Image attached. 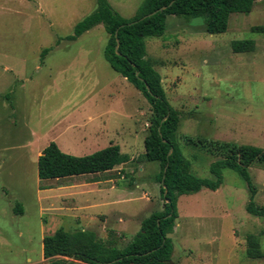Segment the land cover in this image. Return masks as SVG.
<instances>
[{
	"label": "rangeland",
	"instance_id": "obj_1",
	"mask_svg": "<svg viewBox=\"0 0 264 264\" xmlns=\"http://www.w3.org/2000/svg\"><path fill=\"white\" fill-rule=\"evenodd\" d=\"M108 1L126 19L144 2ZM96 8L97 0H0V264L47 263L43 238L60 228L93 231L124 249L145 219L164 210L160 165L143 160L151 118L146 98L105 60L109 36L102 25L65 40ZM255 26H264V0L249 14H233L224 34H208L202 19L169 16L165 35L146 40V59L180 113L178 142L200 178L210 179V165L223 157L215 144L264 149V35L252 33ZM241 40H253L254 51L234 53L232 43ZM8 98L16 112L4 109ZM103 122L110 135L100 147L112 141L130 155L111 172L42 181L39 148L22 150L31 142L28 129L45 143L56 124L86 123L93 131ZM60 139L68 149L78 142ZM87 143V152L100 149ZM249 173L254 201L264 207V169L255 165ZM250 198L245 180L229 169L219 190L181 196L171 264H264L246 256L249 236L264 252V219L248 213ZM12 204L14 212L22 205L24 215H13Z\"/></svg>",
	"mask_w": 264,
	"mask_h": 264
},
{
	"label": "trees",
	"instance_id": "obj_2",
	"mask_svg": "<svg viewBox=\"0 0 264 264\" xmlns=\"http://www.w3.org/2000/svg\"><path fill=\"white\" fill-rule=\"evenodd\" d=\"M259 1L144 0L136 15L126 19L113 9L108 0H97L96 10L79 22L73 34L65 38L76 41L102 25L109 36L104 50L105 60L146 98L151 108V118L144 141L143 160L160 165L157 180L164 210L145 219L140 232L124 249H119L113 241L105 243L93 231H66L60 228L53 235L43 238L45 264H171L174 243L170 235L178 219L179 198L196 194L204 188L219 190L224 183L226 169L235 171L247 183L251 194L248 213L264 219V207L257 206L254 201L256 189L249 173V169L255 165H261L264 169V149L249 145L215 144L224 150V154L222 159L210 165L211 178L196 176L191 161L184 155L178 142L180 113L170 104L161 76L146 59V40L165 35L169 16L187 21L202 19L208 34L219 35L228 31L233 14H249ZM156 11L155 15L147 17ZM251 31L264 35V26H255ZM254 49L253 40L232 43L234 53H250ZM49 52L50 49L45 50L42 56ZM200 143L206 142L200 140ZM129 160L130 157L122 153L119 145L112 144L93 154L77 157L64 153L55 142H51L38 159V176L41 180H61L104 174ZM15 213H24L20 205ZM260 235L264 236V229ZM246 256L251 260L264 259L257 236L247 238Z\"/></svg>",
	"mask_w": 264,
	"mask_h": 264
},
{
	"label": "crops",
	"instance_id": "obj_3",
	"mask_svg": "<svg viewBox=\"0 0 264 264\" xmlns=\"http://www.w3.org/2000/svg\"><path fill=\"white\" fill-rule=\"evenodd\" d=\"M125 79V78H124ZM126 80V79H125ZM127 81V80H126ZM128 82V81H127ZM129 83V82H128ZM139 97V96H138ZM9 99V98H8ZM2 101H4V100H2ZM7 103V105L5 106V108L4 109H12L13 107H12V104L10 103V99L8 100V101H4V103ZM12 111L13 112H16V110H14V109H12ZM137 113H138V115L140 116V110H138V111H136ZM132 119V118H131ZM133 119H134V117H133ZM137 121H138V119H137ZM138 124H140L139 123V121L137 122ZM136 123V124H137ZM59 127H64L62 130L63 131H61V132H59V134H56L57 133V131H58V129H59ZM87 124L86 123H84V124H71V123H69V124H67V125H65V126H58V124H56L55 126H53L52 128H49V130H48V135H50L51 136V134H52V137H48V139L46 140V142L45 143H43V138L42 137H37V132L36 131H34L33 132V130H31V129H28V131H29V137H30V140H31V142H26L25 144H24V147L22 148V150H28L29 149V153L31 154L33 151H32V148H39L38 150H37V154H36V157L39 159V157H40V155L42 154V152H43V150L51 143V142H56L57 143V145L59 146V148L63 151V152H65V153H68V154H70V155H73V156H77V157H84V156H87V155H90V154H93V153H91V151H89V149H88V152L86 151L87 150V148H85L84 147V145L86 146V144H88L87 142L89 141H95V143L97 144V148H100L99 150H96V151H94V153L95 152H97V151H100V150H102V149H105L106 147H100V144H101V140H102V138H105L106 136H109L110 134V131L108 130V127L106 126V124L103 122L102 124H100L99 126H97L96 127V129H94L93 131H91V129H90V127H89V131L87 130ZM138 127V126H137ZM138 134V133H137ZM65 135H71L72 137H77V141L78 142H74L73 144H75V148H73V149H68V148H66V147H63L62 145H61V143H59V139L62 137H64ZM113 135V134H112ZM111 135V136H112ZM125 134H124V132H123V134H121L120 135V133H117V137H119V139L120 138H122V136L123 137H125L124 136ZM37 137L35 140H33V137ZM45 136V135H44ZM147 136V135H146ZM45 138V137H44ZM146 138V137H145ZM29 140V141H30ZM33 140V141H32ZM61 140V139H60ZM98 142H99V144H98ZM112 144H114L112 141H109V145L108 146H110V145H112ZM114 145H119V144H114ZM39 146V147H38ZM107 146V147H108ZM120 146V145H119ZM121 147V146H120ZM121 151H122V147H121ZM90 152V153H89ZM123 153V152H122ZM123 154H126V153H123ZM126 155H128V154H126ZM128 156H130V155H128ZM86 176H89V175H86ZM79 177H83V176H79ZM73 178H78V177H71V178H66V179H73ZM42 181H46V180H42ZM41 183H44V182H39V192H42L43 190L40 188V185H41ZM74 187H76V186H74ZM78 187V186H77ZM4 190H5V192H7L6 191V188H4ZM41 202H43V196H42V198H41ZM17 206L18 205H16V208H17ZM164 207V206H163ZM10 208L12 209V214L13 215H17L15 212H14V208H15V206H13V204L12 205H10ZM21 209L23 210V212H24V208H23V206L21 205ZM42 212H43V206H42V209H41V214H42ZM22 215H24V213L22 214ZM175 229V228H174Z\"/></svg>",
	"mask_w": 264,
	"mask_h": 264
},
{
	"label": "water",
	"instance_id": "obj_4",
	"mask_svg": "<svg viewBox=\"0 0 264 264\" xmlns=\"http://www.w3.org/2000/svg\"><path fill=\"white\" fill-rule=\"evenodd\" d=\"M164 9H166V8H163L162 10H164ZM157 12H158V11H156V12L150 14V15L147 16V17H151V16L155 15ZM144 19H145V18H144ZM118 45H119V44H118ZM116 50H118V46L116 47ZM171 153H172V150L170 151L169 155H170ZM72 260H73V259H72Z\"/></svg>",
	"mask_w": 264,
	"mask_h": 264
}]
</instances>
